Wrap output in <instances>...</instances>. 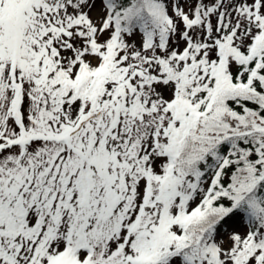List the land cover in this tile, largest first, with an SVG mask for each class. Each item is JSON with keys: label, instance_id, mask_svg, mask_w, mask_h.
Listing matches in <instances>:
<instances>
[{"label": "snow or ice", "instance_id": "1", "mask_svg": "<svg viewBox=\"0 0 264 264\" xmlns=\"http://www.w3.org/2000/svg\"><path fill=\"white\" fill-rule=\"evenodd\" d=\"M0 264H264V0H0Z\"/></svg>", "mask_w": 264, "mask_h": 264}]
</instances>
